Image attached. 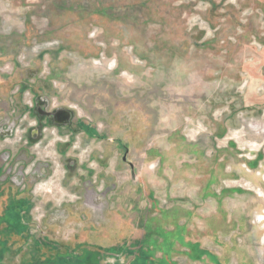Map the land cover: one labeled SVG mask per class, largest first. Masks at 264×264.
Returning a JSON list of instances; mask_svg holds the SVG:
<instances>
[{"label": "rangeland", "instance_id": "1", "mask_svg": "<svg viewBox=\"0 0 264 264\" xmlns=\"http://www.w3.org/2000/svg\"><path fill=\"white\" fill-rule=\"evenodd\" d=\"M220 134L263 196L264 264V0H0V169L33 191L35 235L116 216L156 138Z\"/></svg>", "mask_w": 264, "mask_h": 264}, {"label": "crops", "instance_id": "2", "mask_svg": "<svg viewBox=\"0 0 264 264\" xmlns=\"http://www.w3.org/2000/svg\"><path fill=\"white\" fill-rule=\"evenodd\" d=\"M221 134L156 138L139 153L116 216L107 202L101 225L64 242L35 235L33 191L0 169V264H256L263 196L245 186L252 178Z\"/></svg>", "mask_w": 264, "mask_h": 264}, {"label": "flooded vegetation", "instance_id": "3", "mask_svg": "<svg viewBox=\"0 0 264 264\" xmlns=\"http://www.w3.org/2000/svg\"><path fill=\"white\" fill-rule=\"evenodd\" d=\"M55 119L57 120V122H58L59 124H62V125H65V126L70 125V123L67 125V124H66L67 122H62V121H61V119H62V116H61V115H60V116H56Z\"/></svg>", "mask_w": 264, "mask_h": 264}, {"label": "water", "instance_id": "4", "mask_svg": "<svg viewBox=\"0 0 264 264\" xmlns=\"http://www.w3.org/2000/svg\"><path fill=\"white\" fill-rule=\"evenodd\" d=\"M134 176V175H133Z\"/></svg>", "mask_w": 264, "mask_h": 264}]
</instances>
